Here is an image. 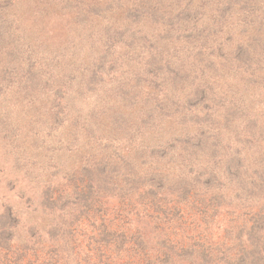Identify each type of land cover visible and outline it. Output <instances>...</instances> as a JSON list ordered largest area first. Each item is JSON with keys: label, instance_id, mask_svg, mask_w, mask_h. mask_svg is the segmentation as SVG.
<instances>
[{"label": "trees", "instance_id": "trees-1", "mask_svg": "<svg viewBox=\"0 0 264 264\" xmlns=\"http://www.w3.org/2000/svg\"><path fill=\"white\" fill-rule=\"evenodd\" d=\"M81 1L37 0L36 5L27 6L30 7L27 13L6 19L0 16L2 61L5 46L12 42L23 45L22 42L28 41L24 36L28 28L25 22L28 14L38 12L40 22L35 21L32 26L39 32L41 40L53 33L49 41L40 42L42 46L47 45L42 53L31 54L24 49V55L9 58L22 62V66L14 65L17 66L15 75L18 76L19 103L31 105L41 101L42 108L32 113L36 121L31 124L47 117L51 122L49 131H45L53 140L58 136L53 132L60 126L72 136L73 132L77 134L74 128L79 127V133L84 131V147H75L68 154L73 169L68 171L67 181L74 185L72 192H66L59 182L51 180L50 175L45 178L43 175L48 173V167L43 164L39 169L41 181L30 185L25 182L26 191L20 193L21 206L6 205L0 194V264H177L175 259L183 261V264H264V208L258 207L248 213L238 208L231 211L222 209L228 191L227 182L223 180L231 183L232 191L236 190L233 197L239 205L242 194L255 188L264 189V168L258 172V180L247 188L243 183L247 170L242 172L238 166L234 169L235 166L229 163L220 168L219 157L214 162L210 161L211 156H215L210 153V150H215L210 146L213 134L206 135L204 144L198 141L190 148L196 137H202L203 130L196 127L192 133L186 132L183 127L187 119L195 121L203 104L214 96L210 77L203 73L213 67L207 61L201 69L194 67L195 70L189 74L185 72L179 77L181 79L176 77L178 83H172L168 88L164 83L162 86L165 76L173 78V71H178L164 66L170 51L162 58L156 56L155 52H159L161 47L159 43L166 42L172 46L176 42L175 36L182 32V29H175L177 22L187 23L189 17L202 19L204 11H201L200 5L195 0H174L170 4L172 10L156 8L150 11L154 0H138L133 8V20L139 23L140 19L148 18L158 31L145 47L133 42L135 38L132 37L140 31L130 34L116 33L115 30L107 32L108 23L100 25L104 28L99 30L95 27L92 34L82 32L81 35L80 31L77 32L73 13L84 16L101 3L109 4L108 8H111L115 0H98L92 6L87 4L88 8H84ZM243 1H257L264 5L261 0ZM0 13L3 14L2 11ZM249 13L253 15L255 12ZM77 19L80 20L79 17ZM199 24L203 29L195 25L188 30L190 36H201L206 31V36L215 37L207 23ZM257 27V30L263 27L259 34L262 35L260 40L264 41V25L258 23ZM74 32L76 34L72 37ZM224 36L228 37L227 34ZM114 40L119 47H124L120 49L123 51L122 60L113 54L111 44ZM253 42L246 46L252 51L257 47ZM231 53L239 61L236 53ZM47 55L57 58L53 68L48 67ZM39 61L46 65L39 66ZM147 67L148 71L157 72L154 77L157 75L159 83L151 85L152 80L145 72ZM250 70L246 78L250 79L249 82H256L258 73ZM191 76L195 84L187 86ZM6 80L7 76L0 80L1 91ZM183 80L185 83L181 85ZM59 82L63 83V87H56ZM68 83L76 85V96L87 106L81 112L82 116L69 122L57 110L42 106L43 100L54 95H57L53 97L57 100L58 93L61 99L70 92L69 87H64ZM143 85L149 90L145 91ZM63 88L68 90L63 91ZM142 112L144 116L150 114L152 120L147 124L150 128L142 134L140 142L146 149H151L137 151L135 143L130 142L127 143L128 153L112 149L109 143L123 140L128 132L127 126L142 117ZM171 117L178 120L170 123L171 135L166 138L161 130L164 124L159 120H170ZM230 118L227 117L228 120ZM155 122L160 129L153 128ZM38 137V134L34 136L41 146L44 144L45 150H53L51 146L59 144L48 141L46 145L47 141ZM171 145L173 149L178 145H182V149L187 145L190 149L185 151L186 156L177 158L169 168L156 165L145 168L152 154L160 153L162 148ZM65 147L58 148L63 150ZM51 155L46 152L41 161L54 162ZM77 160L79 168L75 167L78 166L75 163ZM13 166L8 164L3 171L7 172L9 168L7 173L10 174L19 170ZM25 166L28 173L24 172L23 181H27L31 173V165ZM217 219L223 223L219 238L204 239L203 242L194 240L195 231H208L211 221ZM220 226L219 222L217 228Z\"/></svg>", "mask_w": 264, "mask_h": 264}, {"label": "rangeland", "instance_id": "rangeland-1", "mask_svg": "<svg viewBox=\"0 0 264 264\" xmlns=\"http://www.w3.org/2000/svg\"><path fill=\"white\" fill-rule=\"evenodd\" d=\"M97 1L98 0H82L81 2L85 5L84 8H88L86 6L87 4L92 6ZM173 1L174 0H154L151 4L150 11L156 10V8H160V10L163 11L165 9L168 11L172 10L173 6H170V4H172ZM36 2L37 0H0V11L3 12V14L0 13V16L6 19L5 17L13 18V16L17 14L27 13L26 10L30 8L27 6L29 4L36 5ZM137 2L138 0H115V5L111 8H108L109 4L101 3L99 6L97 5V7H94V10L93 8L89 12L86 10L87 13L84 16L79 15V13L77 14L75 8L68 9L75 12L72 18L73 20L75 19L77 32L80 31L79 33L81 35L82 32L84 34H92L91 31L93 30V32H95V27L99 30L104 28L100 25L108 23L106 28L107 32L115 30L116 33L122 32L130 34L134 31H140L139 34L143 37L136 32L132 37L135 38L133 42L136 45L147 47L152 40V35H155V32L158 31H156L154 24L148 18L140 19L139 23L133 20L135 4ZM261 2L263 3L264 0H261ZM195 3L200 5L199 7L202 8V12L204 11L202 19L189 17L187 23L177 22L175 29H182V32L175 36L176 42H173L172 46L169 45L170 43L160 42L159 45L161 47H159V52H155L157 57L162 58V56H165V53L170 51L165 58L164 66L173 67V69L178 71H173V78H170L169 75L165 77L162 76L164 77L162 86L164 83V86L168 88L170 84L178 83L177 78L184 75L185 72L189 74L191 71L195 70V68L201 69V66L208 61L209 65L213 68L205 69L203 73L210 77L209 82L212 86L214 96L203 104L202 110L200 114L196 116L195 121L187 119L183 127L187 130L186 132L192 133H194L193 131L196 127L202 128L203 130L202 137H196L190 148L195 146L198 141L200 144H204L206 135L213 134L211 136L214 139L213 142H210V146H213L212 149L215 150H210V153H214L215 156H211L210 161L212 160L211 162H214L217 157H219L218 163L220 168H224L226 164L229 163L235 166L234 169L238 166L242 168V172L247 170L243 177V179H245L243 183L247 188H250L249 184L255 183L258 180V172L264 168V41L260 40L262 35L259 34V31H261L263 27L261 30H257L258 23L264 25V5H260L257 1L245 2L243 0H195ZM246 3H251V5ZM180 4L181 3H179V5ZM249 12H255L256 14L253 13V15H251ZM260 13L262 14L260 15ZM78 17L80 20L77 19ZM55 20L56 19H54L53 22H55ZM35 21L40 22L38 12L27 15L25 22L28 28L24 36L28 38V41L22 42L24 46L20 44L21 42H12L8 47L5 46L2 56L3 61L2 59L0 60V80L3 76H7V83L5 85L2 83L3 91L0 89V194L3 195V203L11 207L22 205L20 193L25 190L24 188H26L27 185L41 181L42 174L39 173V169L43 164L48 167V173L43 175L45 178L50 175L51 180L59 182V185L61 184L62 187L66 189V192L67 190L72 192L74 185H71L70 181H67L69 177L68 171L72 168L68 154H70L69 151L75 147L79 149L84 147V138L82 135L84 131L81 130L82 133H79V127L74 128L77 134L73 132L74 135L72 136V133H69L65 127L60 126L53 132L55 135L58 134L57 139L53 140L46 132L49 131V123L51 122L47 117L38 119L37 123L31 124L33 120L36 121L33 114L42 108L40 106L41 101L35 104L32 103L31 105L19 103L17 95L18 81H16L18 76L15 75L17 66L14 65L22 66V62H15V60H10L9 58L12 56L19 57L24 55L25 53L22 51L24 49H28L29 52L31 51V54L42 53L47 45L42 46L40 42L49 41V38H52L53 34L50 33L48 34L49 38L45 37L44 40H41L42 37L38 35L39 32L35 31L32 26ZM201 22L207 23L210 26V29L215 34L214 38L206 36V31L205 34L201 36L197 34L190 36L188 30L195 25H198V28H202L199 24ZM86 23L90 24L91 27L87 26ZM252 26L253 28L251 30ZM49 27L50 25L48 28ZM126 27L130 29L126 30ZM75 34L74 32L72 37H74ZM105 34L107 33L105 32ZM224 34H227L228 37L225 38ZM10 39L13 38L10 37ZM252 42L257 46L253 51L251 48L250 50L246 47ZM117 43L118 42L114 40L111 44L112 51L115 57L122 60L123 51L120 49H124V47H119ZM37 47H39V49ZM241 50L243 51L241 52ZM231 51L236 53L239 61L235 59V55H233ZM120 54L122 55L120 56ZM47 61H49L48 67L53 68L57 58H55L54 55L51 57L47 55ZM42 62L43 61H39L38 65H46L41 64ZM25 63H27V60H25ZM250 69H254L256 70L255 72L258 73V80L256 82H252V80L249 82L250 79L246 78V74L251 73ZM145 72L152 80L151 85L159 83L156 81L157 75L154 77V75L157 74L156 71H148L147 67ZM198 77H201L199 73ZM188 81L191 82H188L187 86L195 84L193 83L192 76ZM184 83L185 81L183 80L181 85ZM57 86L63 87V83L59 82L56 87ZM64 87H69L70 92L66 93L61 99H59L60 96L58 93L57 100L53 98L57 95L51 94V96H54L50 97L48 100H43L42 106L45 108L51 107V110H57L58 113H60L63 118L68 119L69 122L82 116L81 112H84L83 109H87V106L86 102H82V99L79 100L80 97L78 99L76 96L78 94L76 85L73 86L68 83V85ZM142 87L146 88H144L145 91L149 90L148 87L144 85ZM67 90L68 88H63V91ZM158 90H161V88ZM158 93H161V91ZM165 95H167V93H165ZM168 96L171 97V94H168ZM175 96L177 97L178 95L176 94ZM170 97L168 101H170ZM58 105L60 106L57 107ZM64 108L65 111H62ZM141 116L142 117H138V120L127 126L126 130H128V132L125 134L123 140L116 144L115 142L109 143V145L112 144V149L128 153L127 143L129 142L130 144L135 143L137 151L140 149L149 151L151 149H146L145 145L142 144L140 140L142 134L147 132L150 128L147 124H150L152 119L150 118V114H145L144 116V112L141 113ZM227 117H231L230 120H228ZM163 119L161 118L159 120V123L164 124L161 130L163 133L165 132V137L169 138L171 135L169 125L178 119L176 117H171V121L165 118ZM55 126L53 128H55ZM157 127L160 129L158 122H155V127L153 128ZM102 129H104V127ZM37 134L39 135L38 138L42 137L47 141L45 142L46 145L49 143L48 141H54V143H59L58 146H51L53 150L47 148L45 150L44 144L41 146L39 142L36 141L37 138H34ZM147 135L149 136V134ZM104 136H106L105 131ZM189 136L192 137L193 135ZM211 136L208 137L210 138ZM42 142L44 141L42 140ZM63 146H66L63 150L58 148ZM103 146L105 147V143ZM173 148V145H171V147L167 146L162 148V152L152 154L148 160V164H145V168L150 166L154 167L155 165L157 167L162 166L169 168L171 164H173V161L177 158L186 156L187 152L185 151L190 149L187 145L184 146V149H182V145H178L176 149ZM205 150L207 149L205 148ZM46 152L54 156V162L50 163V161L47 160L41 161ZM124 155L125 154H123V156ZM190 156H193V154ZM161 159L162 162H159ZM5 163L6 166L8 164L11 166L12 164L14 165L13 167L19 168V170L9 174L7 173L9 168L7 172L5 170L3 171L6 167L4 166ZM75 163L78 165L75 167L79 168L80 163H78V160L75 161ZM25 165H31V173L27 177V181H23L24 172L28 173ZM25 182H28L27 185H25ZM223 182H227L225 185L228 191L226 199L223 201L224 207L222 209L231 211L232 209L238 208L248 213L249 211L256 210L258 207L264 208V189L259 190L255 188L247 191L246 194H242V202L238 205L235 202L236 197H233L236 190L232 191L231 183L227 180H223ZM25 201L26 199H24L23 202ZM220 219L211 221V227L208 231H195L193 233L194 240L203 242L204 239L219 238V234L221 233L219 231L223 229V223ZM3 220H5L4 216ZM219 222L221 226L217 228ZM175 260L177 264H183V261L180 262L179 259Z\"/></svg>", "mask_w": 264, "mask_h": 264}]
</instances>
